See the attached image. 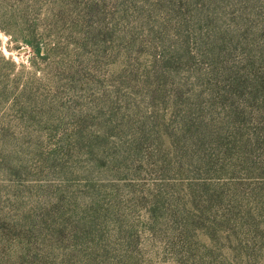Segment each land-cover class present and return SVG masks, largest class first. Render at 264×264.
<instances>
[{
  "label": "rangeland",
  "instance_id": "obj_1",
  "mask_svg": "<svg viewBox=\"0 0 264 264\" xmlns=\"http://www.w3.org/2000/svg\"><path fill=\"white\" fill-rule=\"evenodd\" d=\"M121 8L122 0H0V264H84L99 248L114 263L124 254L119 230L133 239L136 264H264V170L160 174L144 158L149 139L141 159L113 161L143 127L174 117L173 100L149 97L144 85L159 46ZM248 126L259 123L250 116ZM252 160L264 162V152ZM190 181L209 187L193 199L182 187ZM171 184H181L172 193L179 204L150 216L152 196H170L161 187ZM95 208L100 239L79 245L70 226ZM169 211L190 223L184 239Z\"/></svg>",
  "mask_w": 264,
  "mask_h": 264
},
{
  "label": "trees",
  "instance_id": "obj_2",
  "mask_svg": "<svg viewBox=\"0 0 264 264\" xmlns=\"http://www.w3.org/2000/svg\"><path fill=\"white\" fill-rule=\"evenodd\" d=\"M122 11L124 21L134 19L145 29L151 48L159 46L158 57L145 71L144 85L149 88V97L168 95L173 100L174 117L170 124L155 120L153 125L143 127L146 132L124 149L119 148L121 153L113 161L127 165L141 159L143 143L149 139L153 146L144 158L152 160L160 174L261 173L264 162L253 161L252 157L264 152V0H161L142 5L122 0ZM92 17L91 11L87 19ZM192 84L203 89L192 90ZM203 90L206 98L202 97ZM202 100L207 101L208 114H204ZM178 107L181 113L177 116ZM216 107L219 112L213 115ZM250 116L259 126H248ZM179 185L161 187L170 196H152L150 216L163 210V205L179 204L178 197L172 194ZM182 187L195 199L194 194L205 191L209 184L190 181ZM213 190L217 206H222V190ZM110 214L116 221L112 209ZM166 215L178 226V237H187L190 223L173 211ZM102 216L95 208L70 226L77 244L95 245L99 241L101 233L95 227ZM56 220L66 222L61 207L57 208ZM61 230L62 227L55 229L53 234ZM34 232V238L43 241L38 230ZM117 234L125 243L124 254L118 260L108 263L107 250L99 248V256L88 253L84 264H136L128 231L119 230ZM188 262L200 264L199 259ZM38 263L35 258L28 262Z\"/></svg>",
  "mask_w": 264,
  "mask_h": 264
}]
</instances>
